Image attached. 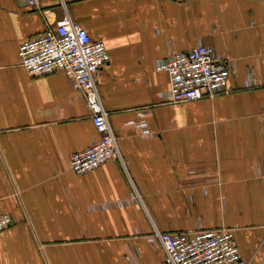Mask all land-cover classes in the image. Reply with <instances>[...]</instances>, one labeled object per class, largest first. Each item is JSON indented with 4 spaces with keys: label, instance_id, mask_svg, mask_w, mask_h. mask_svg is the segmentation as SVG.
<instances>
[{
    "label": "crops",
    "instance_id": "obj_1",
    "mask_svg": "<svg viewBox=\"0 0 264 264\" xmlns=\"http://www.w3.org/2000/svg\"><path fill=\"white\" fill-rule=\"evenodd\" d=\"M39 1L0 0V264H169L155 227L233 229L264 264V0ZM66 14L111 54L97 82L122 154L83 174L70 156L100 137L84 96L18 55ZM199 44L230 88L172 101L157 64Z\"/></svg>",
    "mask_w": 264,
    "mask_h": 264
},
{
    "label": "built area",
    "instance_id": "obj_2",
    "mask_svg": "<svg viewBox=\"0 0 264 264\" xmlns=\"http://www.w3.org/2000/svg\"><path fill=\"white\" fill-rule=\"evenodd\" d=\"M20 1L40 7L39 0ZM18 55L31 74L64 71L86 100L100 137L87 148L71 154V170L83 174L110 159H122L119 140L97 82V73L111 59L105 42L94 39L84 26L66 14L54 26L49 25L43 33L22 42ZM157 69L170 75L168 95L175 102L212 97L230 88L229 66L208 45L199 44L186 52L171 54L158 62ZM136 125L142 134H153L146 120ZM133 197H137L136 192ZM13 221L10 214H0V233ZM154 238L163 245L169 264H242L235 233L230 228L201 229L190 234L155 227Z\"/></svg>",
    "mask_w": 264,
    "mask_h": 264
}]
</instances>
